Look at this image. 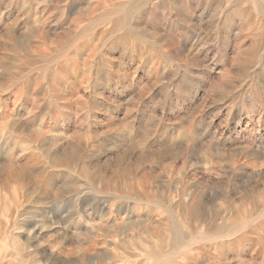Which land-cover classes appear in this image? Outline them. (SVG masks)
I'll list each match as a JSON object with an SVG mask.
<instances>
[{
	"label": "bare ground",
	"instance_id": "obj_1",
	"mask_svg": "<svg viewBox=\"0 0 264 264\" xmlns=\"http://www.w3.org/2000/svg\"><path fill=\"white\" fill-rule=\"evenodd\" d=\"M15 1L29 7L34 20L40 23L31 32H36L34 40L26 38L22 43L13 33L10 49L5 44L8 54L12 52L18 63L12 78L5 83L14 107L6 101L0 105V264H88L91 255L97 258L95 264H264V170H252V178L257 177L252 183L254 193L243 196L239 203L230 199L235 200L231 211L220 207L221 210L208 211L207 192L199 191L176 205V218L171 217L170 222L163 211L172 209L165 207L156 190H141V185L130 180L122 183L119 177L109 178L111 173L109 177L103 176V171L102 176L96 175L97 171L92 173V168L86 166L88 153L97 145L94 125L103 129L102 134L113 132L115 135L109 136H116L118 130L115 131L113 121L122 123L127 118L115 114L105 124H98L96 109L101 112L114 106L122 95L133 93L145 76L159 83L165 94L181 90L198 73L197 67L204 64L206 56L201 46L210 41L221 44L226 53L232 47L236 65L249 78L254 77L251 80L264 82V0ZM40 3H44L41 16L48 5L54 4L48 13L57 11L60 26L66 27L58 37L54 35L56 38L50 39L46 34L47 22L38 12ZM75 9H80L79 14L70 17ZM182 50L187 53L180 56ZM135 63L134 75L130 77ZM137 71L147 75L137 76ZM128 75L131 79L127 83L120 82ZM16 108L18 111L13 112ZM240 116L236 117L241 125ZM256 119L247 121L245 131H235L238 145L245 151H260L258 148L264 143V126L261 129L260 118ZM190 132L175 136L173 143L185 146L188 153L195 144L203 148L219 144L215 136L207 140L205 135ZM146 133L149 136V131ZM260 148L264 152V147ZM82 182L110 195L113 201L101 203L99 215L93 209L73 222L64 220L67 223L58 232L52 225L61 219L63 203L70 200L77 207L84 204ZM119 198L133 202L122 204ZM140 210L144 213L140 214ZM144 221L148 223L143 224ZM137 225L143 226L142 231H122ZM84 229L92 233V241L75 242V251L68 254L50 239L51 233L57 231L66 241L73 240Z\"/></svg>",
	"mask_w": 264,
	"mask_h": 264
},
{
	"label": "rangeland",
	"instance_id": "obj_2",
	"mask_svg": "<svg viewBox=\"0 0 264 264\" xmlns=\"http://www.w3.org/2000/svg\"><path fill=\"white\" fill-rule=\"evenodd\" d=\"M12 1L14 5L12 4ZM15 2H16L15 0H2V1L0 0V34H1L0 61H2L0 62L1 64L0 65V105H3V103L6 101V103H8L11 108L14 107L11 101L12 96L10 94H7L8 90L5 86V83L10 78H12L13 75L12 73L15 70L14 65H16L18 62L15 57H12L13 56L12 52L10 53V55L8 54L9 52L7 51L6 45L8 44L9 46L10 43L9 39L13 33H16L17 39L20 41L22 40L23 41V42L21 41L22 43H25V41L27 40L26 38H30L34 40L35 39L34 36L36 32L34 33L31 32L35 28L36 26L35 24L38 25L40 23L39 20L37 22L36 19L34 20V16H33L34 14L32 13L31 9H28L29 7L23 5L19 6V4H21L20 2H18V4L16 3L17 6H15L16 5ZM43 4L44 3L42 4L40 3L38 5L40 7V8L38 7L39 8L38 12H40L39 13L40 16H41V11L43 10L42 7H44ZM53 5L54 4L50 6L48 5L49 9L47 8L44 14L46 16H44L42 13V16L45 18L47 22L46 34L49 35L50 39L56 38L59 35H61L64 32L63 30H65L64 28H66L65 26L64 27L60 26L61 18L59 19L60 16L59 13H57V11L54 10L55 13L53 12V14L48 13V11H50V8L51 10H53L54 8ZM86 6H87V2L84 3V7L82 8L84 9ZM20 7L23 12L21 11V9H19ZM17 8L19 10H17ZM73 11H71L70 17L77 16L80 12V9H78V11L77 9ZM53 15L54 17H52ZM44 18H42L41 21H45ZM47 18L50 19L48 20ZM28 19L30 20V22ZM23 21H25L26 23ZM21 22L24 23V25ZM47 28L49 29L47 30ZM54 29L56 30L54 31ZM56 31L58 34L55 33ZM30 34H32V36ZM231 45L232 46L234 45V41L231 43ZM50 46L54 47L52 43ZM204 46H206V48ZM204 46L203 45L201 46L202 47L201 50L203 54L205 53L206 60L204 64L206 63L207 66L206 65L204 66L203 63L200 66H198L197 67L198 73L196 72L193 75V78L190 80V82L185 83L187 86L184 85V87L181 90L173 89V91L171 90L165 94L164 90L161 89V85H159V83L156 84L152 78L150 79L148 76H145L143 80L146 81L149 79L150 81L149 80L146 82L144 81L143 83H141V85L137 83L136 84L137 88L135 86V89L139 91L138 93L136 92V90H134L133 93L127 92L128 93L127 95H122L119 98L118 102L120 104L118 102L114 104V106L118 108V112L116 111L117 109L114 108V106L105 107V109L106 108L109 109L108 110L106 109L101 112L96 109V112L100 117L97 119L98 124H102V123L105 124L115 114H118L119 116H121V118L127 116L126 118L127 122L122 121V123L125 124L123 127L120 125L122 124L121 122L114 123L113 121L112 125L114 126V128H116L115 131L117 132L118 130L116 136H109V135H115L113 134V132H111L109 135L102 134L100 132L101 127L94 125L95 127L93 130L98 134L95 139L97 145L94 147V151L89 152L88 156L86 157L87 158L86 166L87 167L89 166L90 169L92 168L91 169L92 171L89 170L92 173H95V171H97L95 173L96 175L97 174L101 175L104 172L103 176L106 174L105 175L106 177H109L111 175L109 178L119 177L122 179L121 180L122 183L134 181L133 183H135L136 185L137 184L141 185L139 187V189L141 188V190L147 188H152L153 191L156 190L157 191V192L155 191L156 194L159 196V199L161 198L160 200L164 203L165 207L168 205L166 208L168 210L172 209L171 211L168 212L163 211L165 213L163 214L164 217H166V219L169 220L170 222L172 219L171 217L175 216L174 218H176V214H177L175 212L176 205L180 204L181 202L187 201L188 199H190V197H193V195L199 193V191L207 192L205 198V202H206L205 205L208 211L213 212L215 211V209L219 210L220 208H222V210L224 209L227 212L231 211L233 201L235 202L236 200L235 203H239L243 196L249 194L251 195V193H254V191L252 190L253 187L252 183L253 180L257 179V177L252 178V176L250 175L252 174V170L254 169L264 170V152L260 148V147L262 148L264 147V143L260 144L261 145L259 147L260 149L258 148V150L260 151H255V152L247 151V150L245 151V149L239 147L238 145L239 141L237 139V133H236L240 131H245L244 127L246 126L247 121H251V122L254 120L256 121L257 120L256 118H260V127L261 129L263 128L264 82L260 80L259 82L258 81L255 82V79L251 80L254 77L251 76L250 79L249 75H247L243 70L239 68L238 65H236L237 56H236V52L232 49V47L226 53L221 44L213 41H210L207 45ZM8 48L10 49V46ZM212 48L217 50L215 51ZM220 50L223 52H219ZM1 53H3V55ZM181 53L185 55L187 51L185 50H182V52L180 51L179 55L183 56ZM5 65H8V67ZM134 66H136V63L132 65L129 71L130 77L134 75L133 74L135 70ZM139 74L142 75L143 73L141 71H137L136 75L140 76ZM129 75L127 76L128 77L127 79L125 80L122 79L120 80V82L127 83L126 80H129L130 78ZM143 75H147V73H144ZM152 80L155 83V85L151 82ZM221 82L226 83V86L223 85L215 86V84H219ZM260 83L261 85H259ZM255 85L257 86L256 89H255ZM258 85L261 88H258ZM140 86H142V88ZM2 87L5 88L3 89ZM139 89L141 90V92ZM207 89H209V91ZM156 90L157 92H155ZM141 93L143 94V96ZM229 95L230 97L228 98ZM235 96L236 98L239 96L237 98L238 100L237 102ZM120 100H122L123 102L122 105ZM129 101L132 102L133 105ZM230 101L231 103H229ZM226 103L229 105L223 106ZM261 104L262 106H260ZM232 106L233 108H231ZM17 109L18 108H16L13 112L18 111ZM127 112H129L128 113L129 115L127 114ZM237 115L239 116L241 115L240 116L242 118L241 125L237 123L238 121L237 120L238 117H236ZM90 119L93 120L92 118ZM130 120L133 122L134 125H132V122H130ZM130 129L131 130L133 129L132 132ZM186 129H188V131ZM101 131H103V129H101ZM148 131H149V136L147 137L149 138L146 137V135H148V133L146 132ZM190 131H192L193 134L194 135L196 134L197 136L205 135L207 140L215 136V139H219V144L212 147L209 146V144H207V146L204 148L200 144H195L194 149L192 148L191 152L188 153L185 150V146L175 144L173 143V141L175 139V136L186 135L191 133ZM261 134L262 131H260L259 135ZM140 136H142L141 138L143 139L142 141L143 143L141 142L142 139L140 138ZM136 137L137 138L139 137L138 138L139 140L141 139L140 141L135 140V142L136 141L138 142V145H135L134 142V139H137ZM98 138L100 140H98ZM261 140L262 139H259V141ZM143 144L145 145L144 149H143L144 147ZM139 146H141L142 148ZM147 148H149V150ZM206 150L207 152L203 153ZM127 170L129 171L128 174H126L128 172ZM123 175L124 177H122ZM231 176L233 177V180L231 179ZM123 178H125V181ZM139 178L141 184L139 181H138L139 183H137V179ZM83 179L84 178H82L81 180L85 181V179L84 180ZM148 180L153 182L154 186H152L150 181H149L150 184H148ZM82 184H84L82 188L83 189L82 195L83 196L85 195L84 204L82 205L79 204V206L77 207L75 203L70 200H66L63 203L64 208L61 211V216L59 215L61 219H59V221L56 220L57 223L52 225L55 229H58V232H62V228L65 227V224L67 222L64 224L63 223L64 220L67 221L69 220L70 222H73L74 220H77L80 215L85 214L87 216L89 213H92L93 209L99 215V208L101 207V203L104 202L110 203L113 201V198H111L110 195H107L106 193H99L96 190H93L92 186L86 187L84 182H82ZM240 185L242 188L240 187ZM239 187L242 189V190L240 189L241 191L239 190ZM235 188H237L238 190ZM227 189H230V191H228ZM229 194L233 195V197H231ZM233 198L235 200H232L231 202L230 199ZM118 200L119 203L122 204L133 202L132 199H126V198H119ZM147 207L149 206L147 205L144 208ZM143 213H144L143 210H140V214ZM124 215L125 214H123V216ZM142 218H141L142 220L145 219L144 216ZM86 220L88 219L86 218ZM147 223L148 222L146 221L143 222V224H147ZM142 227H143L142 225H137L134 228H126L122 231L129 230L128 232L127 231L125 232L138 233L139 231H142L141 230ZM56 232L53 231L51 233L50 239L56 242L58 247L64 250L66 254L75 251L74 246L75 245L77 246L75 242H82L83 244H86L92 241V237H93L92 233H90L88 229H84L82 230V234L76 236L73 240L69 239L68 241H66L63 235L61 236L58 234V232L57 233ZM100 233L102 232L100 231ZM101 246L103 245L101 244ZM87 262L88 264H95L97 262V258L91 255Z\"/></svg>",
	"mask_w": 264,
	"mask_h": 264
}]
</instances>
